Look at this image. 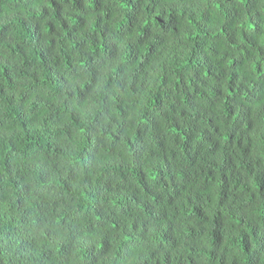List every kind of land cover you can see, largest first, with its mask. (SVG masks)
<instances>
[{
	"label": "trees",
	"instance_id": "16d2710c",
	"mask_svg": "<svg viewBox=\"0 0 264 264\" xmlns=\"http://www.w3.org/2000/svg\"><path fill=\"white\" fill-rule=\"evenodd\" d=\"M0 264H264V0H0Z\"/></svg>",
	"mask_w": 264,
	"mask_h": 264
}]
</instances>
